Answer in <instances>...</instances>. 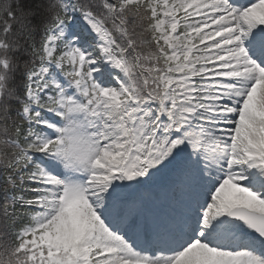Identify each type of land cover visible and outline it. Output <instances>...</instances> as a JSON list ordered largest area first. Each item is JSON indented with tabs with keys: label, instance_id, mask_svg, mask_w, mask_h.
<instances>
[{
	"label": "snow or ice",
	"instance_id": "obj_1",
	"mask_svg": "<svg viewBox=\"0 0 264 264\" xmlns=\"http://www.w3.org/2000/svg\"><path fill=\"white\" fill-rule=\"evenodd\" d=\"M0 264H264V0H0Z\"/></svg>",
	"mask_w": 264,
	"mask_h": 264
}]
</instances>
